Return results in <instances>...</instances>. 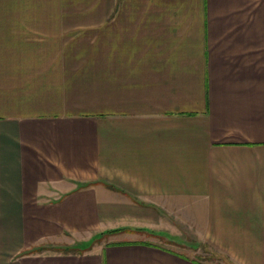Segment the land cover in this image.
Instances as JSON below:
<instances>
[{"label": "crops", "instance_id": "obj_1", "mask_svg": "<svg viewBox=\"0 0 264 264\" xmlns=\"http://www.w3.org/2000/svg\"><path fill=\"white\" fill-rule=\"evenodd\" d=\"M157 233L264 264V0H0V250L204 264Z\"/></svg>", "mask_w": 264, "mask_h": 264}, {"label": "rangeland", "instance_id": "obj_2", "mask_svg": "<svg viewBox=\"0 0 264 264\" xmlns=\"http://www.w3.org/2000/svg\"><path fill=\"white\" fill-rule=\"evenodd\" d=\"M38 215H40V212ZM3 217H4V215H3ZM2 221L4 222V220H2ZM4 228H5V230L8 231L9 228L11 229V228H16V227H14L13 225H10V226H6ZM7 231H5V232H7ZM95 233H97V232L93 231L90 235H88L86 237V239L85 238L79 239V240L75 239L76 241L73 242L70 246L71 247H73V246H80V247L84 246L85 247L86 241L89 240L90 237L92 238L93 235H97ZM109 233H110V231H109ZM144 234H147V233H140L139 235H142L143 237H150V235H152V234H149V235L148 234L144 235ZM159 235H161V234L157 233V234H155V236H152L153 239L156 238L152 241L155 243H158V244L168 246L169 248H172L173 250L177 251L178 253L189 255L190 257L201 260L204 264H235L233 261H231L230 258L221 254L220 251L217 248H215V245H212L211 243L199 242L196 240H190V238H189V240L182 241V240H180V237L176 238L177 240H174L173 238L171 240H168L167 238H165L164 235H161V237ZM124 237L125 236H118L117 238L114 237L113 241L123 239ZM55 245H58V244L51 243V244H47L46 246H49V248H52V247L56 248L57 246H55ZM80 247H79V249H80ZM84 247L82 248L83 251L90 250L89 248L86 249ZM13 253H14V251L9 253V252H5L3 250H0V264H10V262L13 258V256H12Z\"/></svg>", "mask_w": 264, "mask_h": 264}, {"label": "trees", "instance_id": "obj_3", "mask_svg": "<svg viewBox=\"0 0 264 264\" xmlns=\"http://www.w3.org/2000/svg\"><path fill=\"white\" fill-rule=\"evenodd\" d=\"M76 247H78V246H75L74 248H70L69 252L79 251V250H76ZM46 250H48L47 247H39V248H35V249L31 250V251L25 252V253H36V252H43V251H46Z\"/></svg>", "mask_w": 264, "mask_h": 264}]
</instances>
